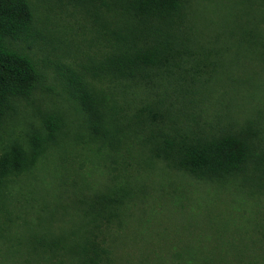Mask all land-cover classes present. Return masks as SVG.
<instances>
[{
  "label": "rangeland",
  "instance_id": "rangeland-1",
  "mask_svg": "<svg viewBox=\"0 0 264 264\" xmlns=\"http://www.w3.org/2000/svg\"><path fill=\"white\" fill-rule=\"evenodd\" d=\"M29 2L37 20L47 19L53 35L46 42L29 41L19 47L37 61L48 58L85 74L84 68L97 62L98 54L84 41L89 39L84 34V17L71 7L63 10L53 6L51 0ZM215 3L212 8L217 14L207 6L203 14L208 19L201 25L208 27L199 30L206 51L209 47L215 50L218 39L217 66L207 68L215 59L212 53L204 52V56L196 58L185 51L169 70L172 78L163 73L165 81L159 82L151 73L142 74L144 77L129 81L128 87L137 88L142 100L164 101L179 122L177 126L163 122L162 127L169 133L179 129L193 132L196 126L218 124L234 130L253 126L264 136V0ZM211 12L217 16L210 19ZM209 20H215V26ZM245 30L251 32L246 34ZM181 35H185L184 31ZM93 40L104 45L100 35ZM106 49L114 51L110 45ZM199 67L213 71L212 75L195 78L187 88L189 94L182 91L188 83H180L178 76ZM42 72L44 80L39 91L29 102L15 104L13 112L1 123L0 154L14 144L32 156L26 136L36 124L39 109L57 106L69 110L61 101V85L51 66ZM97 77L84 76L83 80L89 88L110 86L107 80ZM198 82L206 83L209 93L203 99L208 100L201 109L196 108L197 114L188 115L183 97L198 95L202 91ZM112 94L120 105L124 103L122 108L128 117L134 115L143 120L142 115H137L143 109L141 103L131 106L122 93H108ZM33 100L35 103L31 104ZM117 143V156L108 157V161L102 159L103 162L89 166L76 159L73 164L59 167L56 158L54 163L51 157H35L30 162L35 160L33 165L0 183V264H59V260L82 264L102 257L103 252L110 264H249L243 244L264 221V188L248 183L243 175L225 180L190 177L152 160L136 141ZM88 149L96 147L90 145ZM122 195L134 199L125 216L100 221L92 234L79 230L83 225L81 217L94 215L93 206L101 198L119 199ZM78 206L82 213L75 215L73 208ZM104 214L110 216L109 212ZM52 238L53 242L64 241L69 253L50 256L41 242ZM89 244L96 254L82 252Z\"/></svg>",
  "mask_w": 264,
  "mask_h": 264
},
{
  "label": "trees",
  "instance_id": "trees-1",
  "mask_svg": "<svg viewBox=\"0 0 264 264\" xmlns=\"http://www.w3.org/2000/svg\"><path fill=\"white\" fill-rule=\"evenodd\" d=\"M29 1L0 0V125L13 112L15 104L29 102L27 100L39 91L38 87L44 80L42 69L49 66L61 85V101L69 110L64 111L57 106L45 111L39 109L36 124L26 136L30 143L29 151L33 150L32 156H28V151L20 145L5 148L0 154V183L33 165L35 160L30 162L35 157H51L54 163L53 158H56L59 167H64V163L73 164L76 159L89 166L108 161V157L117 156L115 152L120 148L117 142L128 140L144 146L152 160L178 173L211 180L243 175L248 183L264 188V136L258 133L259 129L247 126L234 130L217 124L196 126L193 132L179 129L169 133L162 127L165 126L163 122L173 126L179 122L165 107L164 101L142 100L137 88L128 87L129 81L137 80L142 74L151 73L159 82L165 81L163 73L172 78L169 70L186 52L196 58L204 56V52L212 53L215 59L207 68L217 66L218 39L215 50L209 47L206 51L200 41L199 28L208 27L201 25V21L208 19L203 13L207 6L212 8L218 0H51L53 6L63 10L71 7L87 22L83 27L89 39L84 41L96 49L98 61L87 65L85 74L48 58L37 61L34 55L19 47L29 41L46 42L53 35L47 19L37 20ZM214 12L210 13V19L217 16ZM210 24L215 26V20ZM183 31L184 36L181 35ZM250 32L245 30L246 34ZM97 35L102 37L104 45L95 44L93 38ZM251 38L255 42L254 37ZM108 45L114 49L113 52L107 51ZM198 69L178 76L180 83H188L182 91L188 93L190 90L187 88L194 84L195 78L201 79L203 74L212 75L213 72ZM84 76L104 78L110 86L89 88ZM198 83L202 87L198 95L183 97L188 115L197 114L196 108L200 106L201 109L202 103L208 100V97L203 99L209 93L206 83ZM108 93H122L126 104L131 106L141 103L143 109L137 115H142L143 120L135 119L134 115L128 117L122 108L124 103L120 105L115 95ZM251 99L254 100V96ZM90 145L96 149H88ZM131 199L123 195L119 199L101 198V202L93 206L94 215L89 213L81 217L83 225L79 230L85 235L92 234L100 221L125 216L124 212L133 203L134 199ZM73 211L75 215L82 213V207H75ZM108 212L110 216L104 214ZM53 240L47 241V245L41 242L50 256L69 253L64 241ZM243 246L246 247L249 264H264V221ZM82 252L96 254L91 244L84 246ZM101 256L82 264H110L106 252ZM58 263L65 264L63 260Z\"/></svg>",
  "mask_w": 264,
  "mask_h": 264
}]
</instances>
